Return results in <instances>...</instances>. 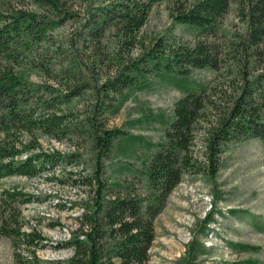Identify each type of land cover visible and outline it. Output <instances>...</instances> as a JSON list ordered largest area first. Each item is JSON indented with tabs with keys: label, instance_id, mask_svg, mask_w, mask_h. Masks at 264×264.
<instances>
[{
	"label": "trees",
	"instance_id": "1",
	"mask_svg": "<svg viewBox=\"0 0 264 264\" xmlns=\"http://www.w3.org/2000/svg\"><path fill=\"white\" fill-rule=\"evenodd\" d=\"M161 2L189 41L171 32L145 45L142 29ZM195 69L214 78L182 89L171 117H160L158 141L109 126L152 79ZM44 139L76 148L45 150ZM252 139L264 140V0H0V183L50 171L47 180L85 190L77 227L55 242L72 252L65 260L39 254L49 240L21 207L34 196L0 191V237L16 264H151L157 218L184 176H216L232 146ZM138 147L140 167L119 164L124 179L106 175L119 153Z\"/></svg>",
	"mask_w": 264,
	"mask_h": 264
},
{
	"label": "rangeland",
	"instance_id": "2",
	"mask_svg": "<svg viewBox=\"0 0 264 264\" xmlns=\"http://www.w3.org/2000/svg\"><path fill=\"white\" fill-rule=\"evenodd\" d=\"M229 20L238 21L235 11L229 14ZM171 32L186 41L192 38L190 29L174 24L167 2L158 3L142 29L145 45L155 37ZM131 55L135 56L136 50ZM213 78L214 72L209 69H195L188 78L173 74L154 78L151 86L133 94L120 113L111 118L109 126L121 127L127 133L152 142L158 141L165 125L160 117H171L173 103L183 94L182 89L205 85ZM140 119L142 123L130 130L128 123ZM43 147L61 151L76 148L74 144L55 139H44ZM201 147L202 140L198 136L195 149L199 151ZM82 151L86 153L85 149ZM145 151V147H138L137 154L119 153L117 160H112L106 167V175L111 179H124L125 176L117 170L118 165L140 167ZM69 167L68 170L74 171L82 169L75 165ZM61 169L63 166L59 164L53 170L60 173ZM49 172L30 179H5L0 183V191L5 187H18L34 196L30 203L21 207L25 219L49 240L39 254L43 259L65 260L72 252L54 249L55 242L69 238L71 228L77 227L74 217L82 213L79 202L85 190L47 180ZM61 204H66V207ZM211 212L214 219L206 226L204 219ZM56 222L62 225L55 226ZM192 243L195 244L196 257L189 250ZM203 248L206 251H202ZM14 253L10 239L0 237V264H16ZM151 264H264V140L252 139L234 144L216 176H184L157 218Z\"/></svg>",
	"mask_w": 264,
	"mask_h": 264
}]
</instances>
